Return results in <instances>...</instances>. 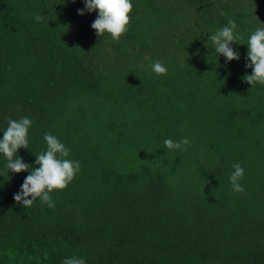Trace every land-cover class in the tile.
Segmentation results:
<instances>
[{
	"label": "trees",
	"instance_id": "trees-1",
	"mask_svg": "<svg viewBox=\"0 0 264 264\" xmlns=\"http://www.w3.org/2000/svg\"><path fill=\"white\" fill-rule=\"evenodd\" d=\"M132 3L113 41L91 27L98 10L78 13L84 0H0V139L27 116L25 163L38 167L49 131L81 163L54 208H25L14 194L29 172L7 173L0 154V264H264V85L242 79L264 0ZM229 19L239 60L209 39Z\"/></svg>",
	"mask_w": 264,
	"mask_h": 264
},
{
	"label": "clouds",
	"instance_id": "clouds-1",
	"mask_svg": "<svg viewBox=\"0 0 264 264\" xmlns=\"http://www.w3.org/2000/svg\"><path fill=\"white\" fill-rule=\"evenodd\" d=\"M84 3L85 8L78 9L80 15L98 10V15L91 25L97 36L101 37L107 33L113 41H119L121 36L128 32L132 19L130 13L134 10L132 0H84ZM223 14L221 11V15ZM34 19L43 21L44 17L34 14ZM209 39L219 56L223 55L227 61L240 59L239 51L233 47L234 43H240L242 39L235 20L229 19L227 25L212 33ZM246 44L248 45L246 57L248 62L245 66L252 71L250 74L246 73L242 79L252 87L256 84L264 85V24H261L250 34ZM151 68L158 76L166 75L168 72L167 66L160 60L154 61ZM32 125L33 120L27 116L19 119L10 118L3 131V138L0 139V154H3L7 161L5 165L7 173L9 171L13 173L29 172L20 190L14 194L15 201L25 208H30L39 199L49 208H54L55 201L50 193L64 190L80 172L81 163L68 158L70 149L50 131L43 137L46 142V150L36 154L35 164L38 167L25 163L18 152L21 148H29V130ZM190 143V137H183L178 141L171 138L164 140V146L169 150H180ZM233 169L234 171L229 177L232 190L244 192L245 188L240 181L244 177L245 169L239 162L233 164ZM29 197L31 198L29 199ZM62 264H87V262L82 257L72 256L65 258Z\"/></svg>",
	"mask_w": 264,
	"mask_h": 264
}]
</instances>
